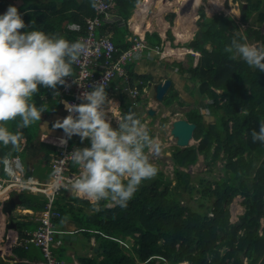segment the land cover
Here are the masks:
<instances>
[{
  "label": "trees",
  "instance_id": "16d2710c",
  "mask_svg": "<svg viewBox=\"0 0 264 264\" xmlns=\"http://www.w3.org/2000/svg\"><path fill=\"white\" fill-rule=\"evenodd\" d=\"M141 1L117 0L118 14L128 20ZM158 1L164 6L171 3L168 0ZM9 2L18 8L28 25L22 32L39 29L46 33H59L70 41L86 35L85 19L95 15L92 0ZM155 2L157 0H146L144 4L154 8ZM212 12L210 6L206 10L202 7L197 21H193L194 28L192 22L189 25L196 29V35L186 48L199 52L198 60L193 55L185 60L184 53H178L179 56L173 58L172 64L180 73L189 75L197 83L199 96L205 95L213 100L209 111L215 119L214 123L205 122L198 111L188 115V121L197 124L194 139L199 142L187 148L176 147L173 155L177 166L174 187L172 180L159 169L154 179L142 184L127 207L109 208L106 206L108 202L102 201L100 208L96 209L97 206L86 199L69 197V192L59 198L56 204L62 216L57 220L58 225L65 223L75 213L73 206L68 208L66 200H74L95 211L88 215L83 209L80 210L81 216L86 218L83 219L84 223L87 221L84 225L94 230L90 234L96 238L98 248L96 256L82 259L83 263L244 264L240 257L243 255L248 264H264V234L259 232L261 219L264 217V144L253 142L252 138V132L258 131L260 124L264 123V72L249 67L242 60L229 59L224 48L231 43L236 32L242 31L241 25L233 15L214 13L211 16ZM251 17L253 25L242 32L249 41L255 40L264 45V0H246L242 5L241 23H249ZM32 21H35L34 25ZM75 24L78 28H75ZM108 33L121 50L132 46L127 40L130 35L128 26L104 24L99 34ZM168 36L172 41L171 50L174 53L182 50L173 48V34L170 31ZM147 42L158 45L162 40L158 33H147ZM208 44L210 48L207 47ZM135 65V61L128 65V74L133 80L135 78L142 91L143 83L152 82L153 76L135 75ZM46 90V87L40 86L39 92L33 97L37 107L43 105L48 109L42 114L41 121L29 128L19 129L23 139L26 138L28 142L39 139L43 117L45 119L50 111L60 107V100L50 98V101H46L42 98ZM220 90L222 93H218ZM178 95L173 88V92L165 97V103L171 105ZM120 100L122 115L134 112L140 118L135 102L127 93H121ZM17 123L18 121L9 122V129L16 132ZM90 146L91 142L88 140V147ZM213 148L214 151L211 150ZM22 153L21 150L12 151L11 146L0 145V168L4 156ZM199 155L204 156L210 168L224 159L225 176L212 181L198 176L199 185L192 184V174L182 169L195 166ZM45 162L48 163L47 160ZM73 168L76 169V166ZM184 193L190 195V199L194 194L200 193L201 199L198 201L206 211L200 212L190 204L184 205ZM239 196L243 197L242 204L246 211L237 222L232 223L229 206ZM11 199L17 205L34 210H42L46 204L38 196L26 193L14 194ZM205 199L210 204L202 202ZM32 224H19L21 238L27 236L24 230ZM17 240L18 238L15 242ZM11 249L14 259L23 260L32 255L30 249L22 246ZM62 255L63 251L60 257Z\"/></svg>",
  "mask_w": 264,
  "mask_h": 264
},
{
  "label": "clouds",
  "instance_id": "9594fccd",
  "mask_svg": "<svg viewBox=\"0 0 264 264\" xmlns=\"http://www.w3.org/2000/svg\"><path fill=\"white\" fill-rule=\"evenodd\" d=\"M142 2L145 3L146 0L137 4L129 19L136 15L142 7ZM208 2L220 5L214 0ZM158 3L162 2L157 0L154 8ZM201 3L202 0H194L192 9H198ZM92 7H98L97 0H92ZM32 24L34 25L35 21H32ZM26 27L28 25L16 6H9L7 11L0 15V145L11 146L14 152L21 150L23 137L19 129L29 128L41 121L42 114L48 110L43 105L37 107L33 102V97L39 92L40 86L56 89L58 85H66L65 78L74 76L73 66L80 64L82 58L87 59L91 53V45L84 39L70 41L59 33H46L39 29L22 32L21 30ZM150 31L153 30L144 32L146 39L147 33L151 34ZM192 34L195 37L196 29ZM166 40L165 38L166 46L161 48L159 54L162 57L165 50L171 47V43ZM162 43L158 45L161 46ZM224 52L229 54L230 60H242L249 67L264 72V45L248 42V37L242 31L234 34ZM128 78L129 85L134 86L132 89L139 92L138 99L150 96L148 86L153 87V81L149 84L143 83L141 91L137 81L134 83L131 77ZM107 86L105 77L102 82L96 83L92 91L80 94L79 99L83 103L63 102L70 114L62 121L57 120L53 127L63 129L68 139L79 136L82 141L90 140L91 146L77 148L61 160V164L65 160H70L73 166L78 168V175L65 179L59 168L55 175L58 181H61L57 186L71 192L76 198L86 199L94 206L104 201L123 208L127 207L128 202L145 181L157 176L159 169L152 162V158L160 154L161 146L150 134L147 125L142 122L144 119L137 108L141 119L134 112L125 115L121 113L122 117L116 118L118 127L112 126L108 113L109 111L113 115L114 113L106 91ZM136 101L135 99L134 102ZM142 104H145L141 106L142 109H149V112L153 109L146 101ZM12 121H18L16 132L8 127ZM252 138L253 142L259 141L264 144V123L260 124L258 131L252 132ZM67 142L64 138L60 140L62 145H66ZM4 163L7 164V157ZM192 167L194 166L190 168ZM241 258L243 261L247 259L245 256Z\"/></svg>",
  "mask_w": 264,
  "mask_h": 264
},
{
  "label": "built area",
  "instance_id": "2783aa9c",
  "mask_svg": "<svg viewBox=\"0 0 264 264\" xmlns=\"http://www.w3.org/2000/svg\"><path fill=\"white\" fill-rule=\"evenodd\" d=\"M97 3L98 7L94 8L95 15L85 19L86 35L79 38L91 45V53L87 59L82 58L80 64L73 66L74 76L65 78L66 85H58L61 95L60 103L66 117L70 113L66 111L64 101L71 104L83 103L79 99L80 94L84 91H92L96 83L102 82L105 77L107 78L106 90L109 89V96L112 90L111 86L115 81H118L119 84L123 81L130 82L127 75L130 63L144 54H161V48L166 46L164 41L161 46H153L147 42L146 34L136 30V20L132 24L131 20L135 16L125 22L117 12V0H97ZM122 22L123 25L127 23L131 27L128 40L133 44L124 51L114 43L111 34H99L104 24L118 23L120 25ZM132 95L137 98L138 90H133ZM64 139H67L68 142L66 145H61L53 155L50 163L52 171L47 179H40L33 174V171H27L21 155L4 156L0 168V213L3 203L9 201L15 193L35 195L46 202L42 210H32L30 213L21 207L18 208L22 217L30 215V221L36 224V228L27 231L26 237L15 242V246H22L26 249L38 248L42 252L46 264H61L59 249L64 245V239L60 237L57 224V220L61 219L62 214L56 202L69 191L57 186L61 181H58L55 173L59 168L65 179L78 175V168L74 169L70 160H65L63 164H61V160L77 148L88 147V140L82 141L79 136L68 139L64 135ZM5 157H7V164L4 163Z\"/></svg>",
  "mask_w": 264,
  "mask_h": 264
},
{
  "label": "rangeland",
  "instance_id": "374dc122",
  "mask_svg": "<svg viewBox=\"0 0 264 264\" xmlns=\"http://www.w3.org/2000/svg\"><path fill=\"white\" fill-rule=\"evenodd\" d=\"M78 1H81V0H78ZM168 1H170L171 3L170 4L167 3L165 6L162 3L160 4L158 3L157 4L158 6L156 5L153 11H156L159 14H162L163 19L167 24L166 30L170 31L174 37H176L174 35V32H175L174 29L176 26V22L178 21V19L182 17H186V18L183 24L179 26V27H182L183 29L177 30V33H176L177 37L183 38V36L185 35V31L187 35H190L191 33L194 32L195 29H193L194 28L193 21H197L198 12L202 7L206 10V8L210 6L213 11L210 14L211 16L214 13L224 14V15H233L234 18L237 20V22L241 25V30L243 32L246 31L248 27L253 25L252 17L249 20V23L247 24L241 23V7L244 3H246V0H237V1L235 0H214V2H218L221 6L216 5V4H211L208 2V0H202L201 6L195 10L192 9L194 0H168ZM8 2L9 0H0V15H3L7 11L9 6H11ZM142 7H145V6L142 5ZM135 17L140 19L141 16L135 15ZM191 22L193 24V28L189 26ZM120 25L123 26V22ZM129 29L131 30L130 26H129ZM153 31L157 32L160 30L154 29ZM263 32H264V25H263ZM166 34L168 37V33ZM191 40L193 39H189V40H186V42L180 43L176 39V42H175L176 46H173V48L178 47L179 49H182V53L185 54V60H188L190 55H193L194 59L198 60L199 52H195L194 50H188L186 48L187 45L191 42ZM248 42L256 43L258 45H263L262 42H256L255 40H250V41L248 40ZM207 47L210 48V45L208 44ZM173 61H174L173 57L168 58V62H166L164 65L166 66L167 70L170 69L172 71L171 78H173V81H174L173 86L170 88L167 95L165 96H168V94H171L173 92V88H174V91L179 94L178 97L173 100V103L169 105V104H166L165 101H158L155 96L154 87L151 88L149 97H144L145 99H143L141 103L139 101H136L135 103L136 108L138 109V111L141 112V115L144 119L142 120V122H144L147 125V127L150 130V134L154 137V139L161 146L160 154L158 156H154L152 158V162L157 166L158 169L162 170L164 174L172 180L173 182L172 187L176 185L175 169L177 168L173 160L174 151L176 150V147H177V139H175L172 135L173 123L176 120H180V119L188 120V115L193 111H198V113H200L203 116V118L205 119V122L207 123H214L215 121L213 115H211L209 111V105L213 103V100L211 98L205 97V95L199 96L197 83L195 81H192L189 78V75L180 73L178 71V68L173 66L172 64ZM118 83H119L118 81H115V83H113V89L118 86ZM115 92L116 93L118 92L120 94V92L117 90ZM218 93H222V90L218 91ZM133 98L134 97H132V99ZM145 101H146V104L147 102L148 103L153 102L154 104L153 109L156 111L154 115L150 114V112L148 111L149 109L141 108V106L145 105V104H142ZM61 116H62V113H61ZM62 120L63 119H61V121ZM48 127H49V123L45 125V128L48 129ZM117 127H118V123L115 124L114 128H117ZM198 142L199 141L193 139L190 145L192 146L197 145ZM45 146L47 147V142L45 143ZM211 150L214 151V148ZM21 156L25 159L23 154ZM222 156L224 155L222 154ZM224 164H225L224 159H221L218 161L216 166H214L213 168H210L207 164V161H205L204 156L199 155V160L197 164L194 167H192V169L185 168L182 170L186 172H190L193 176L192 184H195L196 186H198L199 185L198 176L205 178L209 181H212L214 179L220 180L222 177H224L225 176V171L223 169ZM45 166H48V165H45ZM35 175H38V173L36 172ZM214 186L215 184H213V188ZM15 194H21V193H15ZM184 196H183L184 205L190 204L194 209H197L200 212L206 211V208L201 207L200 205L201 202L198 201L201 199L200 193L194 194L192 199H190V195H188L187 193H184ZM242 200H243V197L239 196L229 206V209L231 212L232 223L237 222L240 216L243 215L246 211L245 206L242 204ZM202 202H207L208 204H210V201L206 199L203 200ZM110 206H113V205H110ZM99 208L100 206L97 207V209ZM259 232L261 235L264 234V217L261 219V227H260ZM96 247H97V242H96ZM96 253L94 254L93 257L96 256ZM241 257H243V255H241ZM101 259L102 257L99 258V260ZM244 262H245L244 264H248L247 259H244ZM157 264L159 263L157 262ZM164 264H170V263L165 262Z\"/></svg>",
  "mask_w": 264,
  "mask_h": 264
},
{
  "label": "crops",
  "instance_id": "0c3cea01",
  "mask_svg": "<svg viewBox=\"0 0 264 264\" xmlns=\"http://www.w3.org/2000/svg\"><path fill=\"white\" fill-rule=\"evenodd\" d=\"M11 6H15L14 4H11L8 2ZM144 5V3L142 4ZM145 7H141V12L143 8H147L151 6H147L146 4L144 5ZM168 7V5H167ZM154 10V8H153ZM162 14H156L153 12L152 15V21H155V25L159 24L160 21L158 19H155V17L160 18ZM133 24V23H132ZM183 23L178 25L176 22L175 26V32L173 36V44L176 46V39L181 43V42H186V40L193 39L194 40V34L186 35L183 36L186 39H179L176 35L177 30L183 29L181 26ZM77 25V24H75ZM78 26V25H77ZM75 26V28L77 27ZM121 26V25H120ZM140 25L138 26V28ZM151 27L145 28L142 33L146 32L149 30ZM155 29V28H152ZM137 30V29H136ZM167 31L162 34V32L157 31V33L160 35L162 41L167 39L166 42H169V44L172 42L168 37H167ZM154 31L151 32L153 34ZM156 33V32H155ZM130 35H128L129 37ZM127 37V39H128ZM191 40V42L193 41ZM190 42V43H191ZM172 47L167 48L165 52L163 53V57L160 56L159 54L151 53L141 56H138L136 60V65L134 68V74L136 75H151L153 76V82H159L160 79H165V78H171L172 76V71L169 69H166L165 63L168 62V58L179 56L178 52L175 55V53L171 50ZM190 50V49H188ZM174 53V56H173ZM185 55V54H184ZM174 60V59H173ZM73 73H75V70L73 68ZM130 77V75L128 74ZM173 79V78H172ZM134 83H136L135 78L133 80ZM119 85V83H118ZM120 87V88H119ZM117 86V88H114L111 90L110 95L108 96L109 99L111 100V109L114 113V115L109 111L108 113V118L112 122V126L115 127V124L118 123L116 118H121V113H122V103L120 100V94L121 93H127L129 95V98H131L132 101H134V98L132 99L133 95V85H129L125 83V81L120 83V86ZM152 86H148V92L150 94ZM119 91L120 94L115 91ZM107 93L109 94V90H106ZM115 92V93H114ZM59 86H57L56 89H51L47 88L46 92L42 95V98L46 101H50L49 99L52 98L55 101L60 100V95H59ZM51 96V97H50ZM135 99L139 101L138 97ZM145 99V98H142ZM60 107L56 108L54 111H50L48 116L41 122V135L37 141H32L28 142L26 138L22 140V147L21 151L23 149V155L25 159L22 157L24 165L27 169V171H33L34 175L37 172L38 175H35L36 177L40 179H47L50 174H51V160L53 155L56 153V150L61 146L60 140L61 138H64V131L63 129H55L53 125L56 123L57 120L64 119L65 112L63 108L61 107V104H59ZM148 105L152 108H154L153 102H149ZM117 108V109H116ZM45 113V112H44ZM43 113V115H44ZM62 113V116H61ZM121 116V117H120ZM62 117V118H61ZM49 123L48 129L45 128V125ZM115 123V124H114ZM44 125V126H43ZM57 140V141H56ZM47 142V147L45 146V143ZM21 155V154H18ZM47 160L48 163L45 161ZM48 165V166H45ZM38 166V167H37ZM39 169V170H37ZM28 173V172H27ZM69 197L73 196L71 192H69ZM7 201L3 203V207L6 204ZM68 204V208L71 209L73 206L75 209V213L73 214V217L68 219L65 223H62L59 225L58 231L60 234L63 235H68L70 236L69 240L64 239V245L62 248L59 249V252L63 251L62 257L59 256V260L61 261V264H85L81 260L85 258H94V254L98 251V248L96 247V238L92 236L91 231L92 228L86 227L84 224V221L86 220L85 217L81 216L80 210L83 209L85 213L93 214L95 211L87 206L81 205L76 203L74 200H66L65 201ZM110 203H107V207L113 208V206H110ZM15 208L11 205H8V212L4 213L3 208L2 212L0 213V264H16L20 263L22 264L23 262L25 264H46L44 257L42 256V252L35 247H30L31 250V257H26L23 260H20L19 258L14 259V254L11 248L14 247V242L18 238H21L19 235V224L23 223H28L31 222L33 223L30 228H26L24 230V234L27 233V231L34 230L36 228V224L33 221H30L31 217L30 215H26L25 217H22V213L18 210L19 207L23 208L26 210L27 213L32 212L34 209H28L26 206H20L15 204ZM101 206V204L97 205ZM97 209V208H96ZM85 219V220H83ZM89 233V235H88ZM42 254V255H41Z\"/></svg>",
  "mask_w": 264,
  "mask_h": 264
},
{
  "label": "water",
  "instance_id": "95a60500",
  "mask_svg": "<svg viewBox=\"0 0 264 264\" xmlns=\"http://www.w3.org/2000/svg\"><path fill=\"white\" fill-rule=\"evenodd\" d=\"M172 85H173V80L170 78H167L161 82L153 84V87L156 92V98L158 101H164L165 95H167ZM155 113L156 111L154 109L150 110L151 115H154ZM196 128H197V124L192 123L185 119L176 120L173 123L172 134L174 135V137L177 138V144L179 147L181 148L190 147V144L194 139V132ZM8 205H12L14 208L16 207L14 200L13 199L9 200L6 202V204L3 207L4 213L8 212V208H7ZM60 237L65 240L70 239V236L68 235L60 234Z\"/></svg>",
  "mask_w": 264,
  "mask_h": 264
},
{
  "label": "bare ground",
  "instance_id": "6f19581e",
  "mask_svg": "<svg viewBox=\"0 0 264 264\" xmlns=\"http://www.w3.org/2000/svg\"><path fill=\"white\" fill-rule=\"evenodd\" d=\"M153 12L156 13V14H159L158 12L156 11H153V8H150L148 7L147 8H143L142 12H141V8L137 11L136 15H140V19L137 18V17H134V19H132V23H134L136 20V25H135V28L137 29V31H139L140 33H142V31L147 28V27H151L149 30H154L152 28H155V29H159L162 34H164L166 32V22L164 21L163 19V16H161L160 18H157L155 17V19H158L160 21L159 24H156V26L154 27L155 25V21H152V15H153ZM160 12V11H159ZM185 18L186 17H182L180 19H178L177 23L178 25H180L181 23H183L185 21ZM140 25V27L138 28V26ZM186 31H185V35L186 36ZM179 39H184L183 38H179ZM178 52H182V50L178 51Z\"/></svg>",
  "mask_w": 264,
  "mask_h": 264
}]
</instances>
